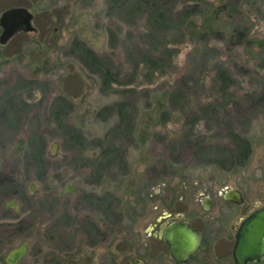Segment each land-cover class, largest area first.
I'll list each match as a JSON object with an SVG mask.
<instances>
[{"label":"rangeland","instance_id":"1","mask_svg":"<svg viewBox=\"0 0 264 264\" xmlns=\"http://www.w3.org/2000/svg\"><path fill=\"white\" fill-rule=\"evenodd\" d=\"M18 6L35 33L0 45V264H172L164 215L202 237L186 264H233L234 225L264 207V0L0 13ZM237 143L247 159L220 161Z\"/></svg>","mask_w":264,"mask_h":264},{"label":"water","instance_id":"2","mask_svg":"<svg viewBox=\"0 0 264 264\" xmlns=\"http://www.w3.org/2000/svg\"><path fill=\"white\" fill-rule=\"evenodd\" d=\"M32 14L24 7H9L0 13V45H5L16 34L35 33ZM222 199L236 206L243 204L239 192L225 190ZM209 200L204 199L203 208L207 210ZM164 215L162 218H166ZM168 223L156 233L165 246L172 264H186L197 255L202 237L191 228L182 216L166 220ZM231 258L233 264H258L264 257V207L256 208L242 217L234 225Z\"/></svg>","mask_w":264,"mask_h":264},{"label":"trees","instance_id":"3","mask_svg":"<svg viewBox=\"0 0 264 264\" xmlns=\"http://www.w3.org/2000/svg\"><path fill=\"white\" fill-rule=\"evenodd\" d=\"M244 39L246 40V37L244 38V34L239 31V30H234L232 35H231V40L235 41L236 43H241L242 41H244ZM253 43H255L256 47H260L262 46V42L259 40H255L253 41ZM238 144V143H237ZM236 149L238 150L237 154H233L231 156H224L223 158H221L220 161H222L223 163H230L232 161V159L237 160L239 163L244 162L247 157H248V145L246 147V144H238V146H236ZM235 164V163H233Z\"/></svg>","mask_w":264,"mask_h":264},{"label":"flooded vegetation","instance_id":"4","mask_svg":"<svg viewBox=\"0 0 264 264\" xmlns=\"http://www.w3.org/2000/svg\"><path fill=\"white\" fill-rule=\"evenodd\" d=\"M168 219H170V216H169V215H168V217H166V218H164V219H163V218L161 219V220L163 221V223L160 224L159 227H157V228H158V231L160 230L161 227H163V226L165 227V226L168 224V223L166 222V220H168ZM191 259H192V258H191Z\"/></svg>","mask_w":264,"mask_h":264}]
</instances>
